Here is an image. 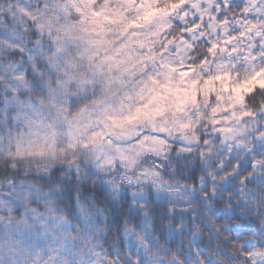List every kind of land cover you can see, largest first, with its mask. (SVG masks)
Listing matches in <instances>:
<instances>
[{
	"label": "clouds",
	"instance_id": "9594fccd",
	"mask_svg": "<svg viewBox=\"0 0 264 264\" xmlns=\"http://www.w3.org/2000/svg\"><path fill=\"white\" fill-rule=\"evenodd\" d=\"M0 264H264V0H0Z\"/></svg>",
	"mask_w": 264,
	"mask_h": 264
}]
</instances>
